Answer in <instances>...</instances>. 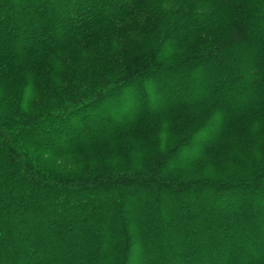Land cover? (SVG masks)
Returning <instances> with one entry per match:
<instances>
[{
    "label": "trees",
    "instance_id": "trees-1",
    "mask_svg": "<svg viewBox=\"0 0 264 264\" xmlns=\"http://www.w3.org/2000/svg\"><path fill=\"white\" fill-rule=\"evenodd\" d=\"M0 264H264V0H0Z\"/></svg>",
    "mask_w": 264,
    "mask_h": 264
},
{
    "label": "rangeland",
    "instance_id": "rangeland-1",
    "mask_svg": "<svg viewBox=\"0 0 264 264\" xmlns=\"http://www.w3.org/2000/svg\"><path fill=\"white\" fill-rule=\"evenodd\" d=\"M148 86H146L145 88H147ZM150 87V86H149ZM128 89V88H127ZM128 96H129V92H128V90H126L125 92H122L121 94H120V97H121V99H127L128 98ZM131 99V98H130ZM222 99H224L225 101H227L229 98H228V95L226 96V97H222ZM251 113H249V114H244L243 116L245 117L246 115H250ZM222 115V114H221ZM212 116V119L215 117V116H220V111L218 110V109H211L209 112H208V117H211ZM243 117V118H244ZM224 119H225V117H224ZM227 119V118H226ZM208 133V134H207ZM210 133H212V132H210V130H208V132H201L200 133V136H201V138H204V139H206V138H209V135H210ZM165 136H166V132H164V131H162V132H160L159 133V138H161V137H163V138H165ZM221 153L220 152V148L218 149V150H216L215 149V152L214 153ZM223 159V158H222ZM221 161V160H220ZM45 162H46V160H45ZM57 162H60V160L59 159H53V158H50V157H48L47 158V164L48 165H52V166H54V165H56L57 164ZM78 163V162H77ZM222 164H225V163H222ZM204 166L205 167H207V168H209L208 166H209V164L206 162V163H204ZM203 166V167H204ZM195 170H196V168L194 169H192V170H180V171H174V173L175 174H177V175H179V176H194V175H196L195 174Z\"/></svg>",
    "mask_w": 264,
    "mask_h": 264
}]
</instances>
